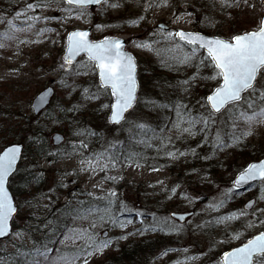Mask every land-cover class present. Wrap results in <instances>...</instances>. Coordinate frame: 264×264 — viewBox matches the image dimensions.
Returning <instances> with one entry per match:
<instances>
[{
  "label": "rangeland",
  "instance_id": "1",
  "mask_svg": "<svg viewBox=\"0 0 264 264\" xmlns=\"http://www.w3.org/2000/svg\"><path fill=\"white\" fill-rule=\"evenodd\" d=\"M33 2L35 0H19L13 13L3 11L0 5V20L13 19L17 12L26 7L27 3ZM109 2L120 6L116 8L108 7L103 12L97 6L89 7V11L92 13L90 19H77L73 15L67 23H61L58 19L47 21L41 19L36 22L31 31L17 33V40L5 41L7 46L0 48V92H2L0 102L5 113V115L1 114L0 121L18 123L21 119L20 115H29L32 112L31 101L38 91L48 84L54 87V94L50 102L54 117L46 119L44 114H40L34 120L35 123H43L46 127L45 133L49 144L47 149L49 156L32 153L30 143L28 149L22 151V159L19 161L17 171L10 177L8 185L12 191L14 190L17 193L13 194L18 211L13 218L12 234L7 239L0 240V249L8 251L19 243L30 245L34 235H39L42 233L41 231L47 229L45 224L49 221L46 212L51 207L48 204L49 202L58 206L59 203L65 201L74 202L76 199H81V196L84 195L83 192H91L94 196H101L109 190H114L117 193L116 203L123 202L126 209L121 219H132L134 222L124 229L112 227L111 225L101 227L99 224L95 229H92L101 237L106 234L109 239L113 240V243L102 254L93 256L90 259V264H103L108 259L106 256L110 254L113 257L107 260L105 264H185V262L186 264H217L219 253L225 247L238 244L252 233L264 228L259 225V219H264V213L257 211L258 209H264V184L253 183L242 190H238L219 212H212L206 208V205L214 202V198L221 197V194L231 187L233 178L231 168L242 166L246 157L251 153H255L258 144L264 145V124L256 123L249 128L248 125L240 123L235 130L236 134L241 135L244 132H250L251 134L242 136L239 143L229 141L232 146L216 152L215 155H212V149L208 145L198 147L201 142L197 140L199 138L201 141L202 137L198 136L191 139L185 137L182 139L183 145L188 147L184 151H188L190 146H194L193 149H202V157L197 161L199 166H202L204 160H207L204 159L205 156H210V159L217 163L220 170L215 176L210 175L205 170L201 174L199 172L200 168L189 166L183 169V172L173 171L170 165L174 164V162H171L172 159L168 162L169 165L159 160L158 164L141 162L142 167H137L135 163L131 165L121 164L107 173L99 171L95 174L81 172V157L79 155L69 157L65 153L71 152L72 145H78L82 139L89 143V148L82 150L84 155L101 151L102 148H96L95 145H92V136H79L77 135L78 132H95L106 146L109 141L128 132L129 125L127 123L123 124L122 130L119 125L110 126L109 123L107 124L106 117L109 108H104L103 105L110 102V95H101L99 99L92 101L83 99L82 91L84 88H89L93 92L96 90L95 85L98 83L96 74L65 76L59 66L62 63L65 36L68 30L92 25L91 36L94 38L108 34H122L126 38L127 49L136 56L139 82L137 104L126 118L129 121L137 119L138 122H148V118L155 119L160 114L158 110L150 113L149 106H146L144 102L150 100L149 96L152 92L160 93L163 91L159 86L153 85L155 82L158 81L162 88L167 89L161 84L165 82L163 78L173 80L175 89L183 97H189L197 93L199 95L202 87L206 86L203 85L204 83L209 88L216 85V81L213 80H197L194 85L199 84L200 90L198 92L191 88L187 93L182 91L179 82L191 77L195 72V68L173 65L172 61L169 60L170 54L166 51L171 45L162 38V34L157 32L158 26L156 23L160 21L168 23L170 25L168 31H174L176 27L182 29L193 28V21L196 18L195 11L200 9L199 4L202 3L205 12H201L200 22L209 24L212 27V33L216 30L219 31V36L230 38L232 35L229 32L232 30L237 29L242 32L253 29L258 25L264 11V0H247V4L244 3V0H240L239 6L231 8L222 7L220 0H168L167 6L152 7L147 12L144 11V8L148 0H109ZM229 2H233V0H229ZM186 12H190L192 15H182ZM35 14L40 16L54 15L56 17L63 15L55 9V5L49 9L37 8ZM141 16L144 18L140 19ZM14 23L19 25L20 20H15ZM97 24L106 25V27L98 30ZM42 28H49L52 31L46 32L43 36H38L37 32ZM5 30L6 24L0 23V33ZM153 33L156 34L153 35ZM20 40H39L41 42L21 44L19 43ZM53 41H56V43H53ZM133 41L137 43L159 41V43L153 45L156 51H148L136 47ZM86 59L85 56L78 57L77 61L74 62V68L79 67V62ZM163 66L173 68L174 70L171 71H175L174 74L172 72L166 73L165 70L161 71L159 68L164 69ZM156 67H158V70L153 69ZM157 72L165 74H162L163 77L158 78L156 76ZM201 75L204 77L211 76L212 70L203 68ZM62 82L67 83L69 87H62ZM72 85L77 86L75 91L72 90ZM13 87H16V89ZM198 101L199 98L197 102L188 103V106L195 111L194 114L204 111ZM8 106H12V110ZM74 107L78 110L68 111V109ZM60 108L63 109L62 113L59 112ZM9 110L13 111V114H9L7 112ZM81 112L89 117L85 118L87 123L83 127L79 125L81 123L80 118L85 117L83 114L80 115ZM223 131H231V125L224 128ZM55 132L62 133L64 139L58 143H53L52 135ZM175 133L173 131L169 135ZM24 134L26 135V133ZM212 134L215 135V128ZM8 143H11V141ZM23 143L25 145L26 142L23 141ZM243 150L247 153L241 154ZM53 153L57 155H51ZM192 157L194 158V156L188 155L181 158L189 161ZM229 162L231 164L228 170L221 169ZM153 167L160 170L153 171ZM65 173L71 174L65 175ZM106 174L116 176L117 181L113 183L110 180H105ZM37 178H41V180L35 183L34 180ZM16 179L21 181V185L17 184V188L15 185ZM23 180L25 184L22 185ZM61 181L67 187H61ZM173 189H175V193H173ZM183 197L192 198V202L190 203L189 199ZM246 201H256V203L249 209V214L242 216L239 220L226 225L199 227L218 215L238 212L244 208ZM158 207L161 209L154 210ZM171 210L190 211V214L182 222L173 218L168 223H160L165 218L170 217L169 211ZM137 211L142 212L143 217H136L135 213ZM253 213L256 215L254 216ZM153 216L156 217L158 227H162L164 231H145L141 233L139 231L141 228L154 223ZM141 219H143V224L140 223ZM67 221V225L70 227L89 228L92 218L74 222L69 217ZM250 221L255 223L256 226L246 228L245 225ZM173 225L178 226L180 230L170 231ZM37 228L40 231H36ZM18 231L23 233L22 239L15 236ZM103 232L106 233L103 235ZM129 233L134 234L128 235ZM237 233L240 234L239 239H231ZM119 236H127L128 238L117 240L116 238ZM143 237L151 239V243H155L154 240H157L158 243L145 252L144 246L142 248L137 246V243ZM57 239H63V236L58 235ZM130 241H132L131 244ZM68 243L69 246L75 248L71 241ZM76 243L79 245L82 244V241ZM123 244L132 247L126 252L129 257L122 258L116 255ZM66 249L62 248V251H66ZM142 249H144V252H142ZM185 249L187 251H184ZM140 251L142 255H140ZM165 252L166 254H164ZM190 256L199 258L187 260L186 258Z\"/></svg>",
  "mask_w": 264,
  "mask_h": 264
},
{
  "label": "snow or ice",
  "instance_id": "2",
  "mask_svg": "<svg viewBox=\"0 0 264 264\" xmlns=\"http://www.w3.org/2000/svg\"><path fill=\"white\" fill-rule=\"evenodd\" d=\"M240 0H220L222 7L231 8L239 6ZM247 4V0H244ZM55 5V9L63 15L56 16H40L36 15L37 8L49 9ZM97 6L101 12L108 7L116 8L119 4L110 3L109 0H35L33 3H27L26 7L16 13L15 17L10 20H0V23L6 24V30L0 33V48H5V41L17 40V33L31 31L36 22L41 19L60 20L61 23H67L73 15L77 19L91 18L92 13L89 6ZM168 5V0H148L145 4L144 11L147 12L152 7H164ZM182 15L191 16L192 13L186 12ZM23 18V19H21ZM144 17L141 16L140 19ZM179 19V17H177ZM20 20V24L14 23ZM97 29H102L106 25L97 24ZM52 29L42 28L37 32L38 36H43ZM157 32L162 34V38L170 43V47L166 51L170 54L169 60L176 67H193L195 72L191 77L183 80L180 87L184 93L190 91L191 86L197 80H213L216 86L211 90L206 98H201L200 104L203 112L193 114L190 108L181 99H176L167 103H160L155 100H145V105L151 110H164L174 113L175 118H168L162 125H159V131L156 127L148 123L138 122L137 119L127 120L126 114L135 109L137 104V82L135 77L136 65L133 57L123 51L124 42L120 39L105 37L99 42H93L88 30H74L67 34L64 55L60 69L67 75H89L97 74L98 83L95 85L96 90L90 91L84 88L82 97L86 101L97 100L101 95H110V102L103 105L104 108L110 109L108 123L119 125L123 130V124L129 125L127 146L124 141H109L107 147L102 146V150L91 152L84 155V151L89 148L86 140L72 145V151L65 153L71 157L79 155L80 171L95 174L96 172H105L117 168L121 164H136L142 167L141 161H146L148 157L145 152L148 149H154L159 157L163 154L168 159H178L187 157L188 155L196 156L195 149L188 151H180L174 147V139L171 135L165 133L176 132L175 140H182L185 137L196 138L202 137L198 147L208 145L212 149V155L218 151H223L232 146V143H239L242 136L251 134L244 132L241 135L236 134V128L240 123L248 125L249 128L253 124H264V19H261L258 25L250 31L241 34H235L229 39L219 37H207L200 33L185 32L183 30L168 31L166 26L158 25ZM156 33H153L155 35ZM59 35V33H57ZM39 40H20L19 43H40ZM56 43V41H53ZM136 47L146 49L148 51H156L153 47L159 41L140 42L133 41ZM81 54L86 56L85 61L79 62V67L74 68V62ZM203 68H210L212 75L204 77L201 75ZM62 87H69L67 83L61 84ZM72 90H76V85H72ZM52 90L42 92L32 105L34 111H41L44 106L49 103V94ZM63 111V109H60ZM78 109L71 108L68 111H76ZM169 123L171 127H169ZM231 125V131L224 132V128ZM215 128V135L213 129ZM79 136H95V132H78ZM59 141L62 138L57 136ZM231 141L232 143H230ZM155 142H158L155 143ZM171 146V150H170ZM136 148H143L144 151H136ZM57 155L55 153L51 154ZM153 157V159L157 158ZM205 156L204 159H210ZM22 159V147L20 144L7 146L0 151V239L11 235L10 221L17 213L13 199L8 195L6 183L10 177L15 174L18 168V161ZM153 171H159V168L153 167ZM71 173H65L69 175ZM105 180L113 183L117 181L116 176L105 175ZM253 183L264 184V160L258 163H251L243 169L232 182L231 187L227 188L219 198H214V202L206 205V208L212 212H219L221 208L232 198L234 194L246 185ZM61 187H67L61 181ZM175 193V189L172 190ZM75 195V194H73ZM84 195L89 196L94 201H106V206L101 210L95 205H89L85 208L83 201H77V207L72 209L63 218L65 221L70 217L72 221L87 220L92 218L89 228L70 227L66 223L59 226L55 221H48L45 228L50 231L44 234L43 240L37 242L32 241L33 247L30 250L16 249V256L3 258L0 257V264H16L17 257L20 264H90V259L102 254L104 250L109 248L113 240L107 235L101 237L92 231L98 224L103 227L111 225L120 229L126 228L134 221L132 219L122 220L121 216L125 212V205L120 203V212L116 213L117 193L109 190L101 196H94L91 192ZM192 202V198L183 197ZM256 201H249L243 209L238 212H230L226 215H218L211 220L206 221L201 228L210 227L218 224H228L239 220L242 216L249 214V209L253 207ZM71 208V201L66 205ZM264 213V209L257 210ZM143 213L137 211L136 217H143ZM255 216L256 214L253 213ZM184 221L185 215L172 213L168 218L160 223H168L172 219ZM259 219V218H258ZM153 224L144 226L139 231H161L164 229L158 227L156 217L153 216ZM143 224V219L140 220ZM259 225L264 227V219H259ZM256 224L249 222L246 228L255 227ZM179 227L173 225L170 231H179ZM36 231H40L39 228ZM129 233L128 235H133ZM63 236V239H57V236ZM15 236L22 239L23 233L18 231ZM240 234L237 233L231 239H239ZM127 236H119L116 239H127ZM69 241L75 246V250L71 253L62 251V248L69 247ZM77 241L82 244L77 245ZM59 245L60 247H58ZM15 247V245H14ZM184 251H187L186 249ZM55 253V254H53ZM166 254V252L164 253ZM199 257L190 256L187 260H196ZM186 264V262H185ZM217 264H264V231L248 239L244 244L231 251L225 252Z\"/></svg>",
  "mask_w": 264,
  "mask_h": 264
},
{
  "label": "trees",
  "instance_id": "3",
  "mask_svg": "<svg viewBox=\"0 0 264 264\" xmlns=\"http://www.w3.org/2000/svg\"><path fill=\"white\" fill-rule=\"evenodd\" d=\"M18 1L19 0H0V5L2 6L3 11L13 13ZM199 6H200V9L198 11H195V17L196 18L193 21V28L194 29H198V30H202L204 32L212 33V27L209 24H207L206 22L205 23L204 22H200V15L202 14L201 12H203V13L205 12V7L202 5V3H200ZM218 32L219 31L215 30L214 33L219 34ZM237 32H239V30L235 29V30L230 31L229 34L233 35L234 33H237ZM163 68L164 69H162V68H159V69L161 71L165 70L166 73L167 72H172L174 74V72H175V71H171V70H174L171 67L163 66ZM153 69H157L158 70V67L153 68ZM162 74H165V73L157 72L156 76L158 78H160V77H163ZM163 81H165V82L161 83V84H163L165 87H167V89L162 88L159 85L158 81H157V83L155 82L153 85H157V86L160 87V89H163V91L160 90L163 93L162 92H160V93L152 92V94H150V96H149L150 100H155V101H160L162 103H167V102L174 101L176 99H181V100H183L184 103L189 105L188 103H193L195 101L197 102L198 98H199V101L201 100V98H205L206 93L211 89V88L207 87L206 83H204L203 85H206V86L202 87V90L199 92V95H197L198 94L197 93L196 95H192V96H189V97H183V96L179 95V92L175 89V86L173 84V82H174L173 80L163 78ZM198 85L199 84L191 86V89H194L195 91L198 92L200 90V87ZM13 88L16 89V87H13ZM0 97H2V92H0ZM163 97H165V98L163 99ZM50 104L41 113H39L37 115H34L32 112L29 115H20L21 119L18 121V123L17 122L12 123L11 121H6V122L5 121L4 122L0 121V147H2L3 145H5L6 143H8L10 141L11 142L12 141H20L22 143H23V141H25L26 142L25 145L23 143V150L28 149L27 147H28V145L30 143L32 145V147L30 149V151L32 153L48 157L49 155H48V152H47L48 150L47 149H48L49 144H48V139H47L46 133H45L46 127H45V125L43 123H35L34 120L36 118H38L40 114H44L46 119L47 118H53L54 117L53 116V111H52V107H51ZM1 107H2V103L0 102V116H1V114L5 115L4 109L2 110ZM11 107L12 106H8L9 109H11ZM60 109H59V112L62 113L63 111H61ZM149 109H150V113H154V111L151 110L150 107H149ZM158 111L160 112V114L155 119L148 118L149 119L148 122L144 121V122L148 123L149 125H151L153 127H156L157 131H159V127L158 126L162 125L165 122L166 119H168V118L174 119L175 118L174 117V113L169 112L167 109L158 110ZM7 112L9 114H13V111L9 110ZM194 112L195 111H193V114H194ZM81 114L85 115V117H81L80 118L81 123H79L80 127H83L87 123V120H85V118H87L88 115L85 114L84 112L83 113L81 112L80 115ZM107 124H108V122H107ZM108 125H110V124H108ZM24 126H26V127H24ZM169 127H171L170 123H169ZM24 133H26V135ZM169 134L170 133H167V132L165 133V135H169ZM176 135H177L176 133L171 135L173 137V139H174V147H175V149H179L180 151H184V149L186 150L188 147L186 145H183V140H175ZM127 137H128V132L122 134L120 137H116L114 140L124 141L125 146H127ZM114 140H112V141H114ZM91 141H92V145H95L96 148L97 147L102 148V146L105 145V143L101 142L100 137H97V135L92 136L91 137ZM197 141L201 142L199 138H198ZM155 143L158 144V142H155ZM107 146H108V144H106V146H104V147H107ZM193 147L194 146H190V149H193ZM135 150L136 151H144L143 148H136ZM170 150H171V146H170ZM195 150L197 151L196 152L197 155L194 156V158L192 157L188 161V159H182V158H178V160H171V159H168L167 157H164L163 154H161L159 157H157V154L154 151V149H148L145 152V155L148 157V159L146 161L142 160L141 162H144V163L147 162L149 164H151V163L158 164V161L160 160V161H164V163L166 165L167 164L169 165L168 162L171 160L172 163L174 162V164H170L171 165V169L173 171L183 172L184 171L183 169H186V167L189 166V167H192V168L193 167L200 168L199 172L201 174H203L204 170H205L210 175L215 176L218 173V171L220 170V168H218L219 166L217 165V163H214V161L212 159H209V160L207 159V160H204L202 166L201 165L199 166L197 161L200 160V158L202 157L203 151H202L201 148H198V149H195ZM244 153H247V152L245 150H243L241 152V154H244ZM251 154H253V155H251ZM251 154H249L246 157V159L242 163V166H240V167H235L234 166V167L231 168V172L233 173V175L239 169H241L249 160L256 159V158L260 157L261 155H263L264 154V145L258 144V148H255V153H251ZM153 157H157V158L153 159ZM226 164L227 165L223 166L221 169H227L228 170V167L230 166L231 162L226 163ZM161 165H163V164H161ZM38 180L40 181L41 178L35 179L34 180L35 183H38L39 182ZM17 184L21 185V181H17V179H16L15 180L16 188H17ZM23 184H25V181L22 183V185ZM12 192L14 194L16 193V192H14V190ZM82 194H84V192ZM54 200H55V197H54ZM78 200L84 202L83 206L85 208L89 207V205H95V206L99 207L102 210L106 206V201H94L91 198H89L87 196H84V195L81 196V199H76L74 202H71V205H72L71 208H66L65 207V205L69 201H65V202L59 203L58 206H57V204H51L49 202L48 204L51 205V207L48 208V210L46 211L48 216H49V221L50 220L51 221H55L57 226H59V225H61L63 223L67 224L68 223V221H67L68 219L65 221L63 218L65 217V215L67 213L71 212L72 209L77 207V201ZM119 205L120 204L116 203V207L114 208V211L116 213L120 212ZM153 207H155V206H153ZM155 209L157 211V210H160L161 208L158 207V208H154V210ZM162 210H164V209H162ZM50 229H51V225L49 226V228L44 229L43 231H41L42 232L41 234L34 235V239L33 240H35L37 242H41L43 240L44 234L47 233L48 231H50ZM131 242L132 241H130V244H131ZM154 242L155 243H153V242L151 243V239H146V238L143 237L137 243V246H140V248H142L144 246L145 249H146L145 252H147L150 249L151 246L156 245L158 243L157 240H154ZM32 247H33V243H31L30 245L19 243L17 246L9 249L8 251H3V249H0V257L8 258V257L16 256V249L17 248H20L21 250H30ZM130 248H132V247H127V245L123 244V245H121V247L119 249V253H116V255L117 256H121L122 258L129 257L126 252ZM74 250H75L74 247L69 246L66 249L65 252L71 253ZM142 252H144V249H142ZM142 252L141 251L139 252L140 255H142ZM112 257H113L112 254L106 256V258H108L107 260L111 259ZM105 262H103V264H105ZM16 264H20L19 257H17Z\"/></svg>",
  "mask_w": 264,
  "mask_h": 264
},
{
  "label": "water",
  "instance_id": "4",
  "mask_svg": "<svg viewBox=\"0 0 264 264\" xmlns=\"http://www.w3.org/2000/svg\"><path fill=\"white\" fill-rule=\"evenodd\" d=\"M93 6H95V5H92L91 7H93ZM261 19H264V12H263V15H262V18H261ZM161 24L165 25L166 28H168V24H166V23H164V22H158V23H157V25H161ZM91 28H92L91 25H87V26L84 27V28H73V29H70V30L67 32V34H68L69 32H71V31H74V30H88V31L91 33ZM176 30H183V31H185V32H195V33H200V34H202V35H204V36H207V37H219V38H222V39H227V38H225V37H222V36H219V35H215V34L206 33V32L200 31V30H194V29H182V28H176L175 31H176ZM250 30H252V29H250ZM250 30H247V31H250ZM244 32H246V31H243V32H241V33H244ZM241 33H237V34H241ZM67 34H66V37H67ZM105 37L116 38V39H120V40H122V41L124 42L123 51L126 52V53H128L129 55H131V56L133 57L134 63H135V65H136L135 55H134L131 51H129L128 49H126V47H125L126 39H125V37H124L122 34H111V35H105V36H102V37H100V38H98V39H93V38H91V34H90V37H89V38H90L93 42H99V41L103 40ZM65 44H66V38H65ZM64 48H65V47H64ZM63 55H64V50H63V53H62V57H63ZM135 77H136L137 90H138V80H137L136 72H135ZM97 78H98V75H97ZM49 89L52 90V91L50 92V94H49V101H50V98H51V96H52L54 90H53V87H52L51 85H47V86H45L44 88H42L40 91H38V93L33 97L32 101H31V108H32V110H33L32 105L35 103L36 98H37L42 92L48 91ZM210 92H211V91H209V92L206 94V96L209 95ZM47 104H48V103H47ZM47 104H46V105H47ZM46 105H45V106H46ZM45 106H44V107H45ZM33 112H34V114H37V113H38L37 111H34V110H33ZM110 114H111V113H110V109H109V112H108V115H107V119L109 118ZM57 136H59V137H61V138L63 139V136H62V134H61L60 132H55V133L52 135L53 143H58V142H60V141L62 140V139H61V140L58 141V140L56 139ZM13 144H20L21 147H23V145H22L21 142H11V143H8V144H6L5 146H3V147L0 149V151H3V149H4L5 147H7V146H11V145H13ZM262 160H264V156H262L261 158H259V159H257V160H252V161H250V162H249V163H248L243 169H245V168H246L249 164H251V163H258V162H260V161H262ZM18 162H19V161H18ZM243 169H241L240 171H238V172L235 174V176H234L233 179H232V182L234 181V179L236 178V176H237V175H238ZM6 190H7L8 195L13 199L14 205H15V207L17 208L16 203H15V199H14V196H13V193H12L11 189H10L9 186H8V182L6 183ZM247 203H248V202H246V204H247ZM172 213H176V214H178V215L183 214V215H185V217H186L187 215L190 214V211H171V212H170V215H172ZM10 226H11V232H12V220L10 221ZM261 231H264V230H261ZM261 231H259V232H261ZM259 232L253 234L252 236H250L249 238H247V239H246L244 242H242L241 244L236 245V246H233V247H230V248L224 250V251L221 253L220 257H221L225 252H227V251H231V250L234 249V248H238V247H240V246H241L242 244H244L248 239H251L253 236L259 234ZM105 233H106V232H103V235H104ZM9 236H10V235H9ZM9 236L4 237V238H2V239H6V238H8ZM2 239H0V240H2Z\"/></svg>",
  "mask_w": 264,
  "mask_h": 264
},
{
  "label": "bare ground",
  "instance_id": "5",
  "mask_svg": "<svg viewBox=\"0 0 264 264\" xmlns=\"http://www.w3.org/2000/svg\"><path fill=\"white\" fill-rule=\"evenodd\" d=\"M61 134H62V133H61ZM62 136H63V134H62ZM63 139H64V136H63ZM63 139H62V140H63ZM15 203H16V202H15Z\"/></svg>",
  "mask_w": 264,
  "mask_h": 264
}]
</instances>
